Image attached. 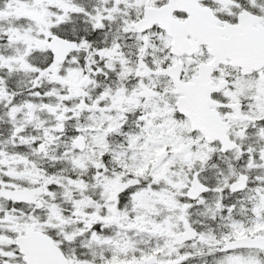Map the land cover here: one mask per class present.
Instances as JSON below:
<instances>
[{"label": "snow or ice", "instance_id": "obj_1", "mask_svg": "<svg viewBox=\"0 0 264 264\" xmlns=\"http://www.w3.org/2000/svg\"><path fill=\"white\" fill-rule=\"evenodd\" d=\"M0 264H264V0H0Z\"/></svg>", "mask_w": 264, "mask_h": 264}]
</instances>
